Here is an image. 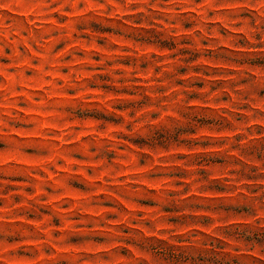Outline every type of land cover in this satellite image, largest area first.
<instances>
[{
    "label": "rangeland",
    "instance_id": "obj_1",
    "mask_svg": "<svg viewBox=\"0 0 264 264\" xmlns=\"http://www.w3.org/2000/svg\"><path fill=\"white\" fill-rule=\"evenodd\" d=\"M0 264H264V0H0Z\"/></svg>",
    "mask_w": 264,
    "mask_h": 264
}]
</instances>
